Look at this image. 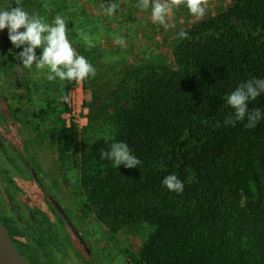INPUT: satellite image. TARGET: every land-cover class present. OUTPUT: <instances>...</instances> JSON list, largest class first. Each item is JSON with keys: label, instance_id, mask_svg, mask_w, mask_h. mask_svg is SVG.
<instances>
[{"label": "trees", "instance_id": "trees-1", "mask_svg": "<svg viewBox=\"0 0 264 264\" xmlns=\"http://www.w3.org/2000/svg\"><path fill=\"white\" fill-rule=\"evenodd\" d=\"M133 4L144 14L138 0ZM184 31L190 38L179 37L175 66H125L129 77L119 79L110 116L114 131L98 136L91 124L82 190L110 231L153 227L142 264H264V119L255 128L245 127L246 118L225 123L235 119L228 95L242 82L264 79V0H231ZM3 39L6 50L8 33ZM249 108L264 112V93ZM114 142L126 143L142 164L117 168L101 159ZM169 174L184 183L182 194L163 185ZM25 200L33 207L28 221L41 223L20 254L39 264L58 242L43 225L38 200Z\"/></svg>", "mask_w": 264, "mask_h": 264}, {"label": "rangeland", "instance_id": "rangeland-1", "mask_svg": "<svg viewBox=\"0 0 264 264\" xmlns=\"http://www.w3.org/2000/svg\"><path fill=\"white\" fill-rule=\"evenodd\" d=\"M113 2L118 10L109 16L106 8ZM230 2L208 0L207 13L199 20L189 13L185 4L174 7L167 17L169 28L166 30L163 25L153 23L150 7L142 14L133 8V0H20V6L26 11L45 17L49 23L57 15L65 18L68 38L78 53L96 68L94 78L73 85L59 78L48 81L47 68H24L16 48L11 43L6 50L4 48L7 28L0 31V142L5 146L4 153L10 157L6 158L2 152V162L7 165V161L13 163L16 159L22 167L13 156L15 151L38 174L66 212L89 253L98 260L88 258L86 263L80 261L81 264H142L140 252L153 231L152 226L142 223L112 232L100 222L93 206L87 202L81 187L80 161L83 149L91 140V124L98 136L114 131L110 116H114L119 79L125 74L128 76L126 65L134 69L147 65L175 66L173 51L179 32L221 13ZM15 4L16 0H0V10L15 7ZM80 29L94 46L90 47L82 39ZM118 36L123 38V46L115 42ZM25 47L27 45H21L19 50ZM41 53L42 49H36L37 57ZM63 97H68L67 101ZM5 184L0 176V220L9 223V235L19 248L30 246L33 238L38 237L37 233L30 239L20 235L29 222L28 207L21 206L25 217L20 219L25 226L14 220L10 208L14 204L21 205L25 198ZM50 220L53 226H58L55 217ZM58 257L52 261L40 254L39 264H75V258L70 263L63 253Z\"/></svg>", "mask_w": 264, "mask_h": 264}, {"label": "clouds", "instance_id": "clouds-1", "mask_svg": "<svg viewBox=\"0 0 264 264\" xmlns=\"http://www.w3.org/2000/svg\"><path fill=\"white\" fill-rule=\"evenodd\" d=\"M185 4L189 13L198 20L205 17L207 13L208 0H138L137 7L142 10L151 8V19L153 23H159L167 30L169 24L167 17L172 13L174 7ZM118 5L110 3L106 12L109 16L116 13ZM8 30V38L11 44L19 49L21 45H27L17 53L18 60L24 68L31 69L35 66L38 70L48 69L47 80L55 81H75L82 82L88 78H94L96 68L89 60L78 53L68 38L69 28L65 18L61 15L55 16L51 23L45 17L30 14L20 6V0H16L15 7L10 6L7 10H0V31ZM23 29V31H21ZM82 39L91 47L93 42L83 29L78 30ZM181 39H189L188 33L179 32ZM116 43L124 44L122 37L116 38ZM42 49V53L37 57L36 49ZM264 93V79L252 78L239 84L227 98V104L234 109L235 119L226 118V124L234 125L238 121L247 119L246 128H255L257 123L264 119V112L260 108H249V103L256 100ZM67 101L68 97H63ZM101 159L113 161L114 167L124 165L132 169L142 164L135 155L132 154L129 146L124 142H114L110 151H101ZM163 185L171 192L182 194L184 183L175 175H167Z\"/></svg>", "mask_w": 264, "mask_h": 264}, {"label": "flooded vegetation", "instance_id": "flooded-vegetation-1", "mask_svg": "<svg viewBox=\"0 0 264 264\" xmlns=\"http://www.w3.org/2000/svg\"><path fill=\"white\" fill-rule=\"evenodd\" d=\"M3 147H5V146H3ZM4 150H5V148L4 149L0 148V176L7 183V184H5L6 185L5 187L11 186L14 189V191L17 192L20 196L22 195L23 198L35 197L36 200H38L37 201L38 204H37L36 208L39 210V212L43 216H45V219H46V222L43 225L50 227L51 231L54 233L55 238L58 242L57 248L51 247V251L48 252L47 257L51 258V260L53 261V259H56L59 255H62V253H63L64 255H66L67 259H69L70 263H72L74 258H75L76 259L75 264H77V263L81 264L80 261L82 263H86L88 261V258L89 259L92 258L93 260H96V259H94L95 257H93V253H87L84 250V246L80 245L72 237V235L69 233V230L65 227L61 217L57 214L56 210L54 209V207L52 205V201L53 200L57 201V200L54 198V196L51 194V192L45 187L44 183L39 178L38 174L15 151H14L13 156L19 159V164L22 167L18 166L16 159H15V162L12 163V161L10 160L11 163L7 161L8 164L6 163L7 165H4L2 162L3 159L1 158V155H2L1 153L3 152V154L5 155L6 158L8 157L7 156L8 154H5ZM9 158L10 157H8V159ZM1 171H5V173L4 172L1 173ZM5 175L9 179H5L4 178ZM10 180L13 181V183L16 185V187H13V185L10 184ZM23 202L25 204L21 202V205L14 204L13 206L10 207L11 211H12L11 213L14 214V217L13 216L12 217L14 218L15 221L18 222V224L20 226L21 225L25 226V222H23L20 219L23 216L25 217V215L23 214V211L21 210V206L28 207L27 208L28 209V211H27L28 212V218H29L30 213H31L30 211L33 210V207L30 206V204H28L26 200H24ZM17 203H19V202H17ZM63 211H64V209H63ZM64 213L67 216L65 211H64ZM53 217L56 218L58 226H53L50 223L51 222L50 219ZM67 218L69 219L68 216H67ZM11 222H13V221H11ZM40 223L41 222H34V221L29 220V222H26L27 227H25L24 233H20V235H24L22 237H27L26 239H30L31 237H33L34 232L39 230L38 226H40ZM2 224L6 228L7 232L10 233V231L8 229L9 223L6 224V222H2ZM26 239H25V242H26ZM69 242H70V244H72L74 246V248L69 244ZM14 244L17 248L18 245L15 242H14ZM23 244L26 245V243H24V242H23ZM52 246H54V245H52ZM60 247H62L61 250H60ZM18 249H19L18 250L19 253H20V251L22 252V249H20L19 247H18ZM72 249L77 250L76 255H75V253H73ZM42 254L44 256L46 255L44 253H42ZM70 257H72V258H70ZM96 261H98V260H96ZM98 264H100V263L98 262Z\"/></svg>", "mask_w": 264, "mask_h": 264}, {"label": "water", "instance_id": "water-1", "mask_svg": "<svg viewBox=\"0 0 264 264\" xmlns=\"http://www.w3.org/2000/svg\"><path fill=\"white\" fill-rule=\"evenodd\" d=\"M52 205L56 210L57 214L61 217L65 227L69 230V233L72 237L80 244L84 246V250L89 253L84 241L81 236L72 225L70 220L65 215L63 209L59 205V203L55 200L52 201ZM0 264H28L21 254L16 249V246L11 239L9 233L6 228L3 226L0 220Z\"/></svg>", "mask_w": 264, "mask_h": 264}]
</instances>
